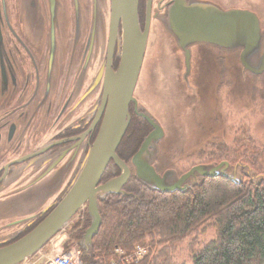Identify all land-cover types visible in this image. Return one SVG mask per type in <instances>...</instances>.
Wrapping results in <instances>:
<instances>
[{"label": "flooded vegetation", "instance_id": "flooded-vegetation-1", "mask_svg": "<svg viewBox=\"0 0 264 264\" xmlns=\"http://www.w3.org/2000/svg\"><path fill=\"white\" fill-rule=\"evenodd\" d=\"M212 1L224 7L246 8L241 0ZM29 2L36 9L30 10ZM174 2H138L143 30L150 19L149 40L134 91L136 101L129 104V125L117 148V154L129 164L131 174L118 192L99 197L101 211L112 197H137L144 190L131 162L144 137L153 130L143 116L147 108L150 110L144 98L151 83V71L149 74L146 68L144 73V67L151 33L156 25L162 27L160 18L168 15ZM40 3L44 17L38 10V0H0V204L7 205L0 209V246L29 232L68 191L81 158L101 129L109 100L105 86L108 74L116 72L121 63L122 25L119 24L120 32L111 35V0H40ZM95 7L102 8L105 15L104 28L99 32L94 30ZM161 34L164 32L158 36ZM220 50L223 51H217ZM195 57L196 51L194 61ZM194 64L190 78L195 73ZM180 78L183 80V76ZM194 87L198 96L199 88ZM156 168L159 172L167 169L159 165ZM119 174L120 167L111 159L100 183ZM15 199H21L23 205L7 202ZM80 216L89 221V226L88 203L74 214L69 224ZM75 252L81 255L83 248L78 245Z\"/></svg>", "mask_w": 264, "mask_h": 264}, {"label": "water", "instance_id": "water-1", "mask_svg": "<svg viewBox=\"0 0 264 264\" xmlns=\"http://www.w3.org/2000/svg\"><path fill=\"white\" fill-rule=\"evenodd\" d=\"M38 2V10L44 17L40 0ZM138 2L139 0H111L110 32L111 35L117 34L120 32L119 24L122 25L123 50L119 69L109 73L105 83L109 100L96 140L81 158L78 172L57 206L25 235L0 246V264H20L40 251L69 224L74 214L86 203L91 223L78 244L83 248V254H89L93 250V237L102 222L99 197L109 192H118V187L131 174L129 164L117 154V148L129 125V104L136 101L134 91L149 40L150 19H147L143 30ZM55 7L57 8L56 5ZM29 8L36 9L33 2H29ZM52 9L55 11L54 6ZM95 9L94 30L99 32L104 28L105 15L102 8ZM160 21L182 54V76L189 88L195 89L190 84V75L194 64V48L199 45L216 47L228 53L238 51L244 75L248 72H264V27L259 14L251 8L224 7L212 0H175L168 9V15L161 17ZM143 116L153 125V130L144 137L131 162L136 177L149 189L159 192L187 191L206 177L219 175L235 183H241L246 176L256 185L264 181V174L257 173L246 162L233 164L227 159L197 163L182 174L175 168L159 172L156 168L160 154L159 142L164 137L165 130L148 108ZM111 159L120 167L121 174L100 183ZM15 200L17 201L7 202L14 203V206L23 205L21 199ZM2 203L0 209L7 208L6 203Z\"/></svg>", "mask_w": 264, "mask_h": 264}, {"label": "trees", "instance_id": "trees-1", "mask_svg": "<svg viewBox=\"0 0 264 264\" xmlns=\"http://www.w3.org/2000/svg\"><path fill=\"white\" fill-rule=\"evenodd\" d=\"M238 142L234 158L228 160L244 161L264 174V143L257 146L246 134L242 151L244 138ZM143 186L137 197H112L104 203L93 250L81 254L83 264H112L117 247L131 252L147 238V255L117 264H264V182L256 185L247 176L235 183L219 175L187 191L159 192ZM88 224L83 216L71 221L66 242L76 243ZM209 228L215 229V237L198 247L200 234ZM191 235V261L180 262L177 246Z\"/></svg>", "mask_w": 264, "mask_h": 264}, {"label": "rangeland", "instance_id": "rangeland-1", "mask_svg": "<svg viewBox=\"0 0 264 264\" xmlns=\"http://www.w3.org/2000/svg\"><path fill=\"white\" fill-rule=\"evenodd\" d=\"M239 1L234 0V3ZM241 1L259 14L264 27V0ZM162 31L168 39L164 34L158 36ZM217 50L205 45L194 48L195 73L190 83L199 88L200 94L196 96L193 87L189 88L180 78L184 70L183 57L171 35L163 25L161 28L156 25L151 33L144 67V73L146 68L149 74L151 71V83L149 81L144 99L165 128L156 164L159 168L183 172L200 162L231 160L240 143L239 137L244 138L241 148L246 151V134L257 146L264 143V72L244 75L238 51ZM222 148L225 151L220 153ZM67 229L68 225L37 254L70 251L81 257L75 252L79 244L66 242ZM193 237L178 244L175 256L178 261L190 263L189 245ZM214 237L215 229H207L200 234L198 247ZM144 245L150 251L149 238Z\"/></svg>", "mask_w": 264, "mask_h": 264}, {"label": "built area", "instance_id": "built-area-1", "mask_svg": "<svg viewBox=\"0 0 264 264\" xmlns=\"http://www.w3.org/2000/svg\"><path fill=\"white\" fill-rule=\"evenodd\" d=\"M115 253L118 258H113L111 260L112 264H117L119 262L129 263L131 261H136L147 255L148 247L144 244L135 245L134 249L129 252L123 248L117 247ZM45 256V258H44ZM20 264H83L82 258L78 254L72 252H55L50 254H34Z\"/></svg>", "mask_w": 264, "mask_h": 264}]
</instances>
